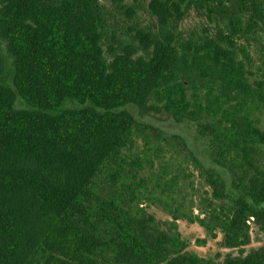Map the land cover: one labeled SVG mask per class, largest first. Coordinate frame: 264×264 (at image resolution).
<instances>
[{"label": "trees", "instance_id": "trees-1", "mask_svg": "<svg viewBox=\"0 0 264 264\" xmlns=\"http://www.w3.org/2000/svg\"><path fill=\"white\" fill-rule=\"evenodd\" d=\"M224 1L150 0L154 22L122 39L99 0H0V264H264V245L198 257L175 222L226 247L247 244L250 219L264 232V52L249 56L264 0ZM192 8L213 26L182 29ZM126 106L194 123L220 172ZM188 165L209 191L185 216L175 195L190 175L175 171ZM145 204L173 208L172 221Z\"/></svg>", "mask_w": 264, "mask_h": 264}, {"label": "rangeland", "instance_id": "rangeland-1", "mask_svg": "<svg viewBox=\"0 0 264 264\" xmlns=\"http://www.w3.org/2000/svg\"><path fill=\"white\" fill-rule=\"evenodd\" d=\"M102 3H105L107 9L110 11V20L111 30L115 32V35L119 38H124V31L126 28L137 22L141 26H147L150 22H154L153 18L148 13L147 6L150 0H122V7H128L133 10L134 17L131 18L127 15V12L121 11L117 8V4H120L119 0H99ZM225 5L230 7L232 4H235V0H225ZM213 26V22L208 20L203 11H195L190 9L187 16L181 22L180 26L182 29L187 28H201L202 26ZM198 28V29H199ZM262 44L257 45L251 43V50L249 56L253 62L259 65L258 57H260L257 51L264 52V39L261 40ZM1 51H3V45L0 43ZM261 60L264 61V58L261 57ZM16 106L19 107L18 103ZM126 110L129 111L134 118L141 124H146L152 126L156 131L163 133L166 136L177 135L182 137L185 141L186 148L190 149L200 160L201 162L209 168L216 169L220 172L219 168L214 166L208 159L207 153L209 150V141L207 138L199 136L195 130V124L191 122H182L176 123L170 117L165 115H153V114H139L137 109L133 106H126ZM261 122L264 125V115L261 116ZM138 149L143 150L142 145L138 143ZM261 164L264 166V148H262V153L259 156ZM181 162V158H178ZM155 170H152V174ZM175 173L178 176L190 175L187 182L178 180V189L182 188L175 195V198L183 199V196L186 198L185 202L189 205L187 209L185 207L181 210L185 216H188L190 212L193 214L197 213V206L200 202V197L204 195V191H209V189L204 186L202 179L198 176V172L194 170L191 166H187V169L182 172L180 169L176 168ZM185 173V174H184ZM226 177V174H223ZM150 176L148 171L144 172L145 179ZM155 185V180L151 177L149 187ZM104 187V181L102 183ZM194 190V193L193 191ZM196 191V192H195ZM199 191V193H197ZM209 193V192H208ZM191 202V204H190ZM148 215H151L154 220L162 227L165 228L173 219V208H167L164 205H142ZM192 209V210H190ZM187 218V217H185ZM177 224V231L179 232L181 238L188 243L187 251H190L196 254L198 257L203 259H213L217 262H222L224 257L228 254L232 256H237L240 254L246 255L250 251L257 249L264 245V232H261L255 225L254 221L250 219L249 224V238L247 244L237 247H226L223 244V236L218 231H215V236L212 237L208 232L197 223H191L187 219H184L179 215L175 220Z\"/></svg>", "mask_w": 264, "mask_h": 264}]
</instances>
